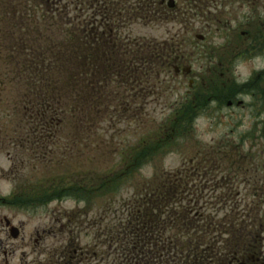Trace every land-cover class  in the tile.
Returning <instances> with one entry per match:
<instances>
[{"label": "trees", "instance_id": "1", "mask_svg": "<svg viewBox=\"0 0 264 264\" xmlns=\"http://www.w3.org/2000/svg\"><path fill=\"white\" fill-rule=\"evenodd\" d=\"M0 5V62L15 66L12 72L0 71V110L4 94L12 84L18 96L13 114L19 122L14 121V129L39 132L35 137L39 141L32 143L33 146H54L50 140L67 130L64 128L68 118L74 129L82 131L85 121L92 122L90 118L85 119L96 109L106 113L118 105L132 112L136 103L130 102V98L136 89L129 90V94L119 92H123V87L132 86L144 87L143 92L147 93L156 80L153 75L156 64L163 58L162 53L153 50L145 55L137 43L122 35L129 24L140 20V9L129 5L127 0H23L18 5L12 4V0H0ZM72 12H75L73 17ZM118 30L120 34L115 35ZM210 87L201 85L196 90V100L173 111L170 123L167 121L165 125L169 128L158 130L147 145L131 152L123 175L137 172L153 157L175 148L209 109L210 100L224 106L238 93H260L248 85L233 84L227 89ZM128 102L133 109L128 107ZM96 115L100 116L101 112ZM2 118L4 113L0 111V152L11 153L9 149L16 146V152L21 153L29 141H13L7 145L1 130ZM37 151L42 154L41 148ZM197 154L187 168L175 175L162 174V183L156 180L148 185L128 203L125 213H112L113 223H95L105 226L107 240L120 246L121 261L127 260L128 264H216L221 241H226L227 236H231L229 240L234 237L235 242L245 237L235 216L192 211L194 202L188 200V196L191 192L198 195L201 190H190L194 183L189 176L199 178L202 172L215 171L216 167H209V163L213 158L217 165L222 158L221 150L205 149ZM123 175L103 180L97 187L96 183L92 185L84 180L32 189L29 193L22 192L12 203L19 208H30L69 197L79 203L94 202L96 192L115 190V182ZM225 186L231 187L233 183L225 182ZM198 201L200 203L199 199L195 203ZM259 211L254 206L249 213ZM127 243L128 251L124 254Z\"/></svg>", "mask_w": 264, "mask_h": 264}, {"label": "rangeland", "instance_id": "2", "mask_svg": "<svg viewBox=\"0 0 264 264\" xmlns=\"http://www.w3.org/2000/svg\"><path fill=\"white\" fill-rule=\"evenodd\" d=\"M74 15L75 12H72L71 16ZM196 26L200 33L201 25ZM213 28L216 27H211ZM194 33L192 30L186 33L179 23L153 25L149 27L147 33L140 23L129 25L124 35H130L131 39H141L146 35L149 39L155 38L161 42L163 39L181 37L177 41L180 40L179 43L183 44L182 49L189 56L182 65L176 64L171 70L162 71L158 80L150 85L146 96L143 93L142 97L138 93L141 89L136 90L135 94L133 92L131 100L138 103V106H135L132 112H126L125 108L118 105L107 109L106 113L104 110L96 109L85 119L90 118L92 122L85 121L82 131L74 129L68 118L64 128L67 130L64 133L60 132V136L54 140H50L54 146L51 144L47 147L33 146L32 143L39 141L35 139L39 134L37 131L14 129V121L19 122L13 114L17 107L14 102L18 96L15 86L10 84L4 94V103L0 110L4 113V118L1 119L3 138L7 145L13 141L29 142L25 143L26 148L18 157L22 161L15 163L14 166L8 154L1 153L0 200L12 199L21 192H30L55 180L62 179L66 185L86 180L88 184L96 183L97 187L103 180L114 175H123L129 166L127 159L131 152L135 153L140 149L141 143L156 137L158 130L169 128L170 126L165 125L167 121L170 123L169 117L172 116L174 109L190 100L188 97L190 82H193V86L199 82L201 85L205 79L212 77L209 69L218 67L219 59H222L218 56L219 48L224 42L219 37L215 40L209 39L207 34L208 40L197 50L196 46L200 42L195 38L197 33ZM213 48L215 56H211L208 51ZM7 65L5 62L1 63L0 71L12 72L15 69V66ZM260 65H262L260 62L240 64L235 73H231L230 78L234 81L235 77L239 83L248 82L255 75L253 70ZM177 66L181 69L191 68V75L183 73L177 75L175 73ZM218 72L212 79H218V84L222 85L227 79H221L220 74L227 75L225 70L220 69ZM260 92L262 93H258L255 102L245 96L234 99L243 102V107L229 110L226 106L210 105L203 116L196 120L189 135L181 139L175 148L169 150L167 154L153 157L137 172L121 176L122 178L115 182L117 183L115 190L96 192L94 202L79 203L76 198L69 197L62 202L48 206L37 205L24 210L0 203V217H7L16 225L23 226L25 240H29L31 236L36 238L35 235L39 232L51 245L60 241L59 227L65 225L63 221L66 222L71 213L75 211L89 213L85 220L83 218L88 225L100 219V215L104 217L105 224H111L114 220L113 214L125 213L128 203L147 189L148 185L156 180L162 183L164 181L162 174L175 175L183 168H187L189 162L198 156L197 152L205 149H213L214 152L221 150L222 158L217 165L213 158L209 163V167H216V171L210 172V182L205 179L208 175L206 172H202L199 178L189 176L194 183L190 185V190H201L198 195L191 192L188 196V200L194 202L191 205L192 211L240 213L242 210L249 213L250 209L256 206L258 211L260 210L258 213H264V88ZM98 112H101V115L97 117ZM40 148L42 154L36 152ZM9 151L14 154L16 146ZM258 156L261 159L257 158ZM43 158L49 162L48 166L43 163ZM53 160L55 163H51ZM156 174L161 178H156ZM225 182H231L233 186H225ZM205 188H208L206 192ZM196 199H199L200 203L199 201L195 203ZM72 218L75 219L73 216ZM55 231L58 235L54 234ZM20 257L18 253L15 262H18Z\"/></svg>", "mask_w": 264, "mask_h": 264}, {"label": "flooded vegetation", "instance_id": "3", "mask_svg": "<svg viewBox=\"0 0 264 264\" xmlns=\"http://www.w3.org/2000/svg\"><path fill=\"white\" fill-rule=\"evenodd\" d=\"M127 2L140 9V22L146 33L153 25L179 23L186 33L191 30L194 34L197 33L195 38L200 42L196 46L197 50L208 40L207 34L209 39L219 37L224 42L218 53L222 58L220 69L225 70L227 76L222 75V78L227 79L228 84L232 82L230 75L236 71L238 64L260 62L262 65L256 66L254 70L253 82L257 87L264 88V0ZM196 25H201L200 33ZM177 39L181 37L158 42L157 39H149L144 35L139 40L144 51L155 49L169 59H184L189 54L182 49L183 44ZM208 51L211 56H215L214 48ZM175 62L181 64L184 61L176 59ZM236 220L241 222L239 230L246 235L242 241L227 242L219 251L218 264H264V215L238 213ZM63 222L65 225L59 227L60 241L50 245L39 232L36 233V238L31 236L29 240H25L23 226L16 225L7 217H0V264H116L111 257L112 248L102 240L106 238L104 226L73 225L70 219ZM56 233L55 231L54 234ZM126 246L124 254L128 251L129 243ZM18 253L21 257L15 262ZM124 263L129 261L124 260Z\"/></svg>", "mask_w": 264, "mask_h": 264}]
</instances>
